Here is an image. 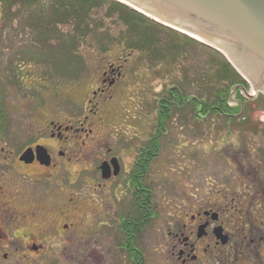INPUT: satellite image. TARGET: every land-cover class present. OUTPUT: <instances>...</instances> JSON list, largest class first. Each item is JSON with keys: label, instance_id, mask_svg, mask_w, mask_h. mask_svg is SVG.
I'll return each mask as SVG.
<instances>
[{"label": "rangeland", "instance_id": "1", "mask_svg": "<svg viewBox=\"0 0 264 264\" xmlns=\"http://www.w3.org/2000/svg\"><path fill=\"white\" fill-rule=\"evenodd\" d=\"M51 2L56 0L17 4L6 18L0 5V92L13 135L9 144L0 140V183L10 186L2 187L0 202L9 208L7 219L15 217L8 221L9 242L38 236L35 244H42L39 253L32 245H1L0 264H127L117 249V224L129 209L123 177L111 183L103 204L88 181L98 180L95 172L109 150L128 161L130 151L147 141L156 124V103L169 88L189 98L214 97L223 59L149 21L131 22L105 0L91 6L85 36L76 34L74 24L59 25L45 42L46 29L27 20L47 13ZM144 38L153 41L148 44ZM72 41L75 49L65 53ZM249 93L253 97L242 101L244 116L230 135L223 120L206 118L200 124L188 111L171 107L161 152L149 171L158 216L142 237L145 264H182L168 247L174 211L197 210L216 199L231 210L235 200L254 211L255 222H264V198L252 201L247 195L256 186L264 187V97L252 89ZM245 96L231 88L232 100ZM35 144L53 156L57 151L66 155L48 170L20 166L17 155ZM21 181L22 186L17 184ZM26 181L50 182L38 186ZM68 181H78L75 205L68 204ZM14 193L16 200L11 198ZM64 214L67 219L61 221ZM52 220L56 232L50 230ZM64 221H72L66 222L71 224L67 231L60 229Z\"/></svg>", "mask_w": 264, "mask_h": 264}, {"label": "flooded vegetation", "instance_id": "2", "mask_svg": "<svg viewBox=\"0 0 264 264\" xmlns=\"http://www.w3.org/2000/svg\"><path fill=\"white\" fill-rule=\"evenodd\" d=\"M237 89L244 93L246 92L245 87L242 85H236L235 90L237 91ZM232 99L233 97H230L229 99V106L232 107H241L242 104H244L242 102L244 100L249 102V100L247 98L244 99V97H241L239 101H237L235 98L234 100ZM6 114L7 112L5 111V124H0V140L9 144L12 141L13 135H10L12 131L10 130V127H8V116ZM200 116L204 122L206 116ZM243 116L241 115V112L238 114L218 113L214 114L211 119L214 117L216 119L225 121L228 125L227 129L230 135L231 127L237 124V122H240V117ZM202 121L199 119L198 123L203 124ZM58 129L57 135H59V138H61L62 131ZM140 147L141 146H138L137 148L133 149L134 151H130V159L128 161L122 160L120 157L112 155L111 150L108 152V157L101 160L102 164L107 163L109 165L110 176L108 178H102L101 170L99 168L101 164L100 163L97 167L98 172H95V177H97L98 180L88 181L94 183L95 186L92 188V191L97 193V197L100 199L101 204H103L107 198L108 191L110 192L111 183H115V180L118 179L120 175L123 177L121 181L124 185L126 193L128 194L129 185H126L125 181L130 171L136 164L137 155L141 149ZM37 148L44 150V155L47 156L49 160L48 164H45L38 159ZM27 149L31 150L32 152L30 162L25 163L20 160L24 152L17 155L18 163L24 168L37 167L48 170L56 166L55 161L57 158L60 159L66 155L63 151H57V156H53L51 152L41 144H35L34 146L28 147ZM114 168H116L118 171L116 175H114ZM23 182L24 181H21L17 184L22 186ZM49 182L50 181H26L27 184L38 186L48 185ZM77 182L78 181H68L67 184L71 189V198L68 199V204L70 205H75L77 200ZM3 186L7 188L10 187L4 182L2 184L0 183V195L2 193ZM118 186L122 187L121 184H118ZM255 189L256 191L254 193L247 194L248 196L252 197V201L258 200V197L264 198V187L259 188V186H256ZM31 195H33V193H31ZM17 196L18 193L12 194V200H16ZM51 197L53 198V196ZM0 198L1 201L4 198V195H1ZM54 199L56 200L55 197ZM234 201L235 200L231 201L233 205L231 210L224 209V203L222 200L216 199L210 203L203 204L204 206L197 210L184 209L173 212V219L169 222V227L167 228V235L171 239L170 243H168V247L172 253L174 252V256H176L177 253V256L181 259L182 264H188L189 261L191 264H201L202 261L206 264L209 262H215V264H264V222H255V216L253 214L254 211L250 208L245 210L241 208V204L235 203ZM8 210L9 208L7 204H2L0 202V239H5L4 241H0V246L3 245V248H10L12 244L15 246V249H19L23 248L25 245L27 247L32 245L34 246L33 249L35 250V253H39L38 247L41 249L42 244L36 246L35 240L39 238L38 236L37 238L34 236H29L26 240L18 237L15 238L16 241L14 243L9 242V238H7V234L10 233V228L7 227L8 221L13 223L15 217L11 216L9 217L10 219H7ZM89 211L93 212V208L90 205ZM63 216L65 217H61V221H63V219H67L65 214ZM25 220L27 219L25 218ZM66 222L72 221L62 222L60 229L63 231H67L69 226H71V224L67 225ZM52 223L53 224H50V230L56 232L57 230L55 226L57 225V222L52 220ZM25 225H27V223ZM3 228L5 229V232L3 231ZM171 247L173 251L171 250ZM143 257L145 264L146 257L144 255V251ZM3 258L6 259L7 254H4Z\"/></svg>", "mask_w": 264, "mask_h": 264}, {"label": "trees", "instance_id": "3", "mask_svg": "<svg viewBox=\"0 0 264 264\" xmlns=\"http://www.w3.org/2000/svg\"><path fill=\"white\" fill-rule=\"evenodd\" d=\"M95 1L96 0H56L55 3L51 2V8L46 9L47 13L43 11L41 15H32L27 21L32 22L33 26H36L41 30L44 28L46 29L43 31L46 35L44 36L45 42H47V39L52 36V32L55 31V27L59 25L74 24L75 27H78L76 34L85 36L89 31L87 20L89 19L91 6L95 3ZM105 1L110 3V7H114L115 10L120 11L126 17L133 19L130 20L133 23H137L138 18L158 25L114 1ZM17 4L22 7H27L35 4V0H0V5L3 8V17L6 18L13 7ZM158 26L170 31V29L166 27L161 25ZM130 28V31L132 32L137 30L135 26ZM73 32H75V29ZM170 32L177 34L174 31ZM180 36L190 43L198 44L202 47L204 46L205 48L207 47L184 35ZM144 40L147 41L148 44L153 41L149 38H144ZM62 46L65 50V44ZM51 48L55 49L53 47ZM72 48H74V41L70 43V48L67 49L69 51H65V53H69L75 49L74 48L72 50ZM220 58L223 59L224 68L220 70L218 78L220 86L216 89L217 91L215 90L216 92H213L214 97H206L205 99L198 97L189 98V96L182 94L180 89L171 87L167 90V94L158 99L156 103V124L154 130L147 141L140 147L141 149L137 155L136 164L130 171L125 181V184L129 185V209L121 214L117 224V228L121 235L117 249L124 253L127 257V264H144L143 251L141 248L142 237L147 226L156 218V216H158L154 200V187L153 182L150 179L149 171L151 164L156 160L161 152L163 139L167 134V125L169 124L168 120L173 115L171 107L174 106L178 107L181 111H188V114L191 116V120L197 123L199 119L202 121L200 115L206 116V120H210L214 114H238L241 111L240 106H229L231 88L239 84L242 86L247 85L226 62V60L222 56ZM4 114V98L2 92H0L1 125L5 124Z\"/></svg>", "mask_w": 264, "mask_h": 264}, {"label": "water", "instance_id": "4", "mask_svg": "<svg viewBox=\"0 0 264 264\" xmlns=\"http://www.w3.org/2000/svg\"><path fill=\"white\" fill-rule=\"evenodd\" d=\"M111 1L211 48L225 58L253 93L264 95V0ZM44 153L37 148L38 159L48 164ZM31 155L28 149L20 160L30 162ZM100 170L102 178L110 176L107 163Z\"/></svg>", "mask_w": 264, "mask_h": 264}]
</instances>
